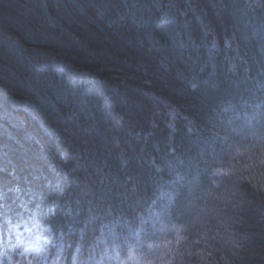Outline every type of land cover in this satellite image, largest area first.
Wrapping results in <instances>:
<instances>
[{"label":"trees","instance_id":"1","mask_svg":"<svg viewBox=\"0 0 264 264\" xmlns=\"http://www.w3.org/2000/svg\"><path fill=\"white\" fill-rule=\"evenodd\" d=\"M0 264H264V0H0Z\"/></svg>","mask_w":264,"mask_h":264},{"label":"rangeland","instance_id":"2","mask_svg":"<svg viewBox=\"0 0 264 264\" xmlns=\"http://www.w3.org/2000/svg\"><path fill=\"white\" fill-rule=\"evenodd\" d=\"M39 245H40L39 238L38 237H35V238H33L32 240H30L28 242L27 248L29 250H32V249L38 248Z\"/></svg>","mask_w":264,"mask_h":264}]
</instances>
